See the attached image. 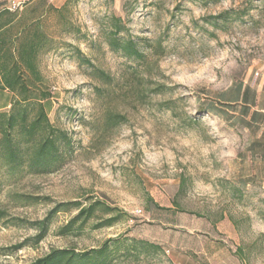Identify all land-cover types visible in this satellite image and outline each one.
I'll use <instances>...</instances> for the list:
<instances>
[{
    "label": "rangeland",
    "instance_id": "obj_1",
    "mask_svg": "<svg viewBox=\"0 0 264 264\" xmlns=\"http://www.w3.org/2000/svg\"><path fill=\"white\" fill-rule=\"evenodd\" d=\"M16 13L9 41L36 45L50 120L71 144L53 172L0 159V264L105 245L108 264H173L172 243L215 239L264 264V136L204 107L237 82L264 83V0H25ZM114 16L141 56L110 45ZM8 101L0 90V109ZM93 200L117 209L62 231Z\"/></svg>",
    "mask_w": 264,
    "mask_h": 264
},
{
    "label": "trees",
    "instance_id": "obj_2",
    "mask_svg": "<svg viewBox=\"0 0 264 264\" xmlns=\"http://www.w3.org/2000/svg\"><path fill=\"white\" fill-rule=\"evenodd\" d=\"M7 6L0 9V90H7L12 98L10 107L0 110V159L12 169L27 166L31 173L53 172L63 162L64 151L71 142L67 132L50 120L46 103L53 96L37 66L36 45L30 41L17 47L9 41L18 14ZM215 17L222 20L229 18L225 13ZM114 20L116 30L110 45L127 55L141 56L134 40L117 36L122 30V19L114 16ZM204 107L206 113L217 116L213 100L208 99ZM76 206L78 213L62 231L72 230L74 224L88 221L98 209L107 207V211L111 212L117 209L101 200H93L88 205L78 202ZM68 207V203L58 204L45 219L38 222L37 243L46 236L55 213ZM118 220V215L114 214L97 227L111 226ZM109 258L110 247L106 245L83 252L60 248L51 250L33 264H108Z\"/></svg>",
    "mask_w": 264,
    "mask_h": 264
},
{
    "label": "crops",
    "instance_id": "obj_3",
    "mask_svg": "<svg viewBox=\"0 0 264 264\" xmlns=\"http://www.w3.org/2000/svg\"><path fill=\"white\" fill-rule=\"evenodd\" d=\"M5 6L12 1L25 0H1ZM9 95V101L0 110L10 107L12 95L7 90H3ZM214 102V109L218 117L224 119L229 124H241L249 132H255L256 138L264 136V83L256 85L249 82H237L228 90L219 94V97L210 98ZM246 179H241L240 186L247 184ZM190 250V249H189ZM185 252L179 251V241L172 243L169 251L172 253L173 264H243L241 259L231 245H226L223 241L215 239L211 244L200 243L197 249ZM199 251L197 256L195 252Z\"/></svg>",
    "mask_w": 264,
    "mask_h": 264
},
{
    "label": "built area",
    "instance_id": "obj_4",
    "mask_svg": "<svg viewBox=\"0 0 264 264\" xmlns=\"http://www.w3.org/2000/svg\"><path fill=\"white\" fill-rule=\"evenodd\" d=\"M24 1H12L8 4V9L14 12L19 11L23 8Z\"/></svg>",
    "mask_w": 264,
    "mask_h": 264
}]
</instances>
